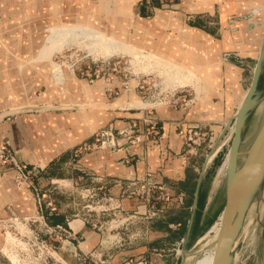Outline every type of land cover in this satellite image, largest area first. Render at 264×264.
<instances>
[{"label": "rangeland", "instance_id": "1", "mask_svg": "<svg viewBox=\"0 0 264 264\" xmlns=\"http://www.w3.org/2000/svg\"><path fill=\"white\" fill-rule=\"evenodd\" d=\"M260 1L264 2V0H249L248 2L246 0H231V2L241 8L244 6L243 10H248V13L232 16L225 21H220L216 8L210 14L208 12L186 13V9H174L171 7V3L175 2V0H161L160 7L156 10L146 9L144 13H139V3L135 0L132 1L130 7L128 6V0H0V112L28 107L24 106L27 104H32L31 106H43L36 105L39 103L44 104L45 107H51L49 102L45 101L47 99L51 101L57 96L60 98V93L63 91L66 80L65 78H61L63 75H57L59 79L55 78V75L52 76L54 65H60L63 71L69 68L70 73L68 74V78H72L75 75L78 80L84 79L86 82H88V78L92 77L91 69L93 66H104L103 72L99 74L97 79L92 77L94 84L102 87V80H98L101 77L106 79L107 73H111V87H116L119 91L126 92L127 97L131 100L138 97L141 101L152 103L153 108L178 107L181 109L188 108L187 104L190 100H193L192 106L200 98V93L203 92L202 83L199 81L198 89L190 85H181L179 81L183 77L179 74L178 69L181 65L187 66L190 69L191 67L188 65L194 63V60L197 59L211 62V57L206 56V54L211 53L201 49L197 50L194 45L185 42L186 40L180 41V47H177L178 42H175L174 39L178 35V30L170 22L162 29V26L159 25L160 23L158 24L155 21L156 15L160 13L172 16L170 21L174 20V18L176 19L177 16L183 24L195 27L205 32L206 35H210L212 38L207 36L210 37L212 44H214V50L211 49L210 51L215 56L217 55V60L212 61L211 63L213 64H210V66L213 68L217 64L234 66L238 72L237 78H239L242 88L246 90L251 81L257 53L236 50L220 52L219 50H221L222 43L228 46L230 34H233L232 32L246 29L250 33L255 30L256 26L260 25L259 23L257 24L258 20L256 19L259 15H264V6L260 5ZM17 2H22V4L29 2L30 5L28 8L20 9L17 6ZM213 2L222 3V13L229 10L225 0H213ZM53 6L56 7V11H53ZM75 16L79 18L88 16L86 17V21L99 29H115L117 36L121 40L104 33L103 30L101 32L110 36L113 42L115 41L125 46H115L113 44L110 47L104 48V46H92L91 44H86L87 42L77 40V45L62 46L61 50L53 52L47 59L38 60L41 47L46 44L43 38L46 37L49 31L45 29L48 26H59V21L68 23V19H74ZM73 25L82 24L69 22V24L62 26ZM155 28L165 31L164 33L169 37V41H164L162 53L155 49V46L151 45L159 39L156 34L157 32H152ZM179 31L182 32L181 29ZM240 36L243 38L242 34ZM218 41L221 42V45L218 44ZM173 46L175 47L174 49ZM224 53H230L226 60L223 59ZM112 63H115V70L113 72H111L112 67L109 69L105 68L108 64L112 66ZM191 69L194 71L193 68ZM194 72L203 79L202 74ZM233 74L234 72L231 75ZM86 75L90 77H86ZM105 83L108 84V82ZM260 88H264V71L260 80ZM48 90L49 92L47 93ZM115 91L118 92L117 89ZM46 93L48 98H45ZM117 95L113 96L116 97ZM55 101L59 102L58 100ZM126 108L129 107L127 106ZM16 116L18 115L9 116L8 118H4V120L6 121L10 118L14 120ZM263 117L264 96H259L244 124L238 165H241L244 160L245 152L252 142ZM227 119V117L223 116L220 120H216V122H208L206 126V130L214 132L212 141L216 144L214 151L217 156L206 168L202 176L201 197L194 223V237L199 235L202 239H199L195 246H192L194 240L189 244V257L186 264H192L199 257L201 249L209 243L212 234H208L207 236L205 234L217 221L224 205L226 175H222L221 166L226 158L232 136L231 125H228ZM224 128L226 129L225 132H221ZM216 159H219L218 164H215ZM198 163H203V159H198ZM188 170L191 172V175L194 174L198 177L200 169L198 172H195L191 168ZM48 173L49 176L52 175L53 179L68 178L71 175H67L65 170L63 171L60 168L52 169ZM7 176L9 179L11 178L10 181H12L13 186L18 188L13 182V174L8 172ZM45 176H47V173ZM54 182V185H51V183L43 181L39 183L40 188L42 192L53 188L50 199L56 200L64 206L69 200L66 201L62 194H65L70 185L66 186L65 183L59 180H54ZM87 185H90L88 188L90 191L86 192L85 195V208L90 210L89 212H93L100 205L105 208L103 209L102 219L107 222L111 220L116 221L118 217L114 216L110 204L105 201L99 202L98 193L94 190L92 183ZM75 186L76 184L74 183L73 187L75 188ZM187 188L189 189V186ZM20 189L31 191L30 193L33 194H31V198L34 204L35 192H32L31 188H28V190L25 186H21ZM168 194L169 200L165 201L164 209L173 196L170 195L172 193L168 192ZM72 198H76L75 193H73ZM133 200L137 202L135 212L138 213L136 216L140 217L143 223L144 221L149 224L151 223L156 228L163 225L157 216L152 218H147L146 216L154 209H159L162 206L161 201L154 202L153 209L149 206H144L145 202L142 200ZM263 201L264 172L256 198L250 211L245 216L242 228L236 235L230 264H264ZM184 203L186 205L185 212H179L172 215V217L186 221L189 203H191L189 195H187V200ZM35 217L36 215L26 217L9 215L6 218H0V231L3 235V244L0 247V264H15L13 263L15 257L18 261L17 264H62L61 259L68 262L65 252L61 248V244L63 241H66V238L59 232L47 231L43 221L37 220ZM126 217L122 216L120 219ZM47 224L50 226L48 221ZM244 227H247V232H244ZM74 243V245H77L76 240ZM74 247L76 248V246ZM75 252L78 254L77 249H75ZM74 254L69 256L68 260L70 259V262L68 264H96L93 262L94 258L91 256L92 254L84 256ZM179 256L181 257V254Z\"/></svg>", "mask_w": 264, "mask_h": 264}, {"label": "crops", "instance_id": "2", "mask_svg": "<svg viewBox=\"0 0 264 264\" xmlns=\"http://www.w3.org/2000/svg\"><path fill=\"white\" fill-rule=\"evenodd\" d=\"M132 1L128 0L129 7ZM135 1L139 3V13H144L146 9L156 10L161 4V0ZM17 3L20 9L28 8L30 5L29 2ZM215 4L217 5L215 6ZM260 5L264 6V2L260 1ZM221 6L222 3H215L213 0L201 2L199 0H175L171 3L172 8L186 9V13L208 12L210 14L216 8L220 21L248 13V10H243L244 6L241 5V8L231 0L226 3L229 8L226 12L222 13ZM56 10V7L53 6V11ZM171 18L172 16L169 14L160 13L156 15L155 21L160 23L162 29L170 22L175 24L174 27L178 25L175 27L177 30L178 27L181 30L184 28V31L182 30L184 33L186 30L192 31L194 29L192 31L194 35L204 34L206 36L205 32L183 24L179 17L176 16V19L170 21ZM74 19H68V23L59 21V26L69 24V22L75 24L90 23L86 21V16H82V18L75 16ZM256 19L258 20L257 24L259 23L261 26H256L255 30L250 33L246 29L232 32L228 46L225 43L221 45V42L218 41V44L221 45L219 51H250L258 55L264 38V15H259ZM51 27L54 25L48 26L46 31ZM99 30L120 39L115 29ZM152 32H157L159 39L156 42L150 40L153 42L150 44L162 53L164 41H169V37L164 33L165 31L159 28H155ZM182 32L178 31V35L174 39L175 42H178L177 47H180V41L186 40V33H190L186 31L185 36ZM240 34L243 35V38ZM209 52L211 54H206V56L212 57V51ZM194 61L188 66L199 72L198 74H202L204 80L197 74L195 75L202 83L203 92L200 93V98L198 97L199 99L186 109L178 107L154 108L152 117L157 121L161 133L157 141L137 145H129L125 142L118 151L104 150L84 153L79 159H75L73 150L90 140L94 133L110 127L115 130L127 127L132 120L140 118L144 113L142 109L148 108V106L149 108L153 107L152 103L141 101L138 97L131 100L124 91H119L116 97L108 99L101 86L89 84L84 79L78 80L75 75L65 80L67 87H63L64 90L60 93V98L57 96L51 102L48 99L45 102H49L51 107L76 105L78 106L77 109H45L38 112H27L16 116L14 120L10 118L0 123V143L7 142L18 160L29 164V166L39 167L37 176L33 178L36 189L40 188L39 183L43 181L52 183L54 180H59L66 186L70 185L66 191L68 193L62 194L64 199L69 200V202L67 201L66 205L63 206L53 200L59 210L57 215L50 222L48 221L52 226L56 223L62 224L63 228L74 236V238L66 237V241L61 244L68 262H70L69 256L75 253L74 255L77 256L79 254L80 256L92 254L93 262L96 264H124L126 262L129 264H160L156 255L158 252H164L162 254L164 255L162 257L163 264H178L180 262V256L175 257L170 250L178 242H182L187 233L197 177L194 174L191 175L189 168L180 165L177 159V154L181 150V142L177 137L176 123L195 120L216 122L223 116L227 117V122H229L238 109L245 92L239 78H237L238 72L234 66L217 64L214 69L210 66L213 64L212 61L207 62L208 60L201 59ZM195 65L196 67H194ZM232 72H234L233 75H231ZM45 98H47V94ZM56 99L59 102H56ZM29 105L32 104L24 106ZM36 105L45 107L44 104ZM127 106L129 108H126ZM57 168L65 170L67 175L71 174L70 177L53 179L48 172ZM146 171L151 172L154 182L172 193L170 195H173L166 208L158 216L163 225L157 228L153 227L154 225L151 223L145 221L143 223L140 217L136 216L135 206L137 202L127 198L122 192L130 181L143 177ZM46 173L47 176H45ZM1 174L0 218H6L9 215L26 217L36 215V212L39 213L36 200L33 204L31 191L15 188L7 176L8 172ZM74 183L76 184L75 188L73 187ZM91 183L98 193V201H105L110 204L114 216L118 217L116 221L107 222L103 220L102 213L105 208L100 205L93 212H89L90 210L85 208V195L86 192L90 191L88 189L90 185L87 184ZM201 184L202 180L199 186L195 214L186 242L187 251L191 241L194 240L192 246H195L201 238L199 235L194 237V223ZM40 190L42 192L41 188ZM73 193H75L76 198H72ZM187 195L190 196L191 203H189L186 221L172 217L179 212H185L184 201L187 200ZM42 212L46 217V211L43 210ZM122 216L127 217L120 219ZM125 220L128 222L126 221V223ZM2 236L0 231V247L3 244ZM75 240L77 245H74ZM75 249H77L78 254H76ZM61 261L62 264H68L64 259ZM13 263H18L16 257Z\"/></svg>", "mask_w": 264, "mask_h": 264}, {"label": "built area", "instance_id": "3", "mask_svg": "<svg viewBox=\"0 0 264 264\" xmlns=\"http://www.w3.org/2000/svg\"><path fill=\"white\" fill-rule=\"evenodd\" d=\"M229 55L230 53H224L223 59L226 60ZM110 67H112L111 72H113L115 70V63H112V66L109 64L108 66H105V68L108 69ZM103 69L104 66H93L91 69L92 77L97 79L99 74L103 72ZM86 77L90 76L86 75ZM92 77L88 78L89 84H94V79ZM111 78V73H107L106 79L101 77L98 80H102V89L108 99L119 93L118 88L111 87ZM105 82H108V84ZM115 89H117L118 92H116ZM192 103L193 100H190V102L187 104V107H190ZM153 110V107L142 109L144 113H142L140 118L132 120L127 127L117 130L110 127L97 131L92 135L90 140H87L73 150V157L75 159H79L84 153H93L95 151H118L125 142H127L129 145H137L140 143H149L159 140L161 133L157 121L152 117ZM207 125L208 122L205 121H186L182 123H176V127L178 128L177 137L181 142V150L177 154V159L179 160L180 165L191 168L195 172H198L200 169L198 175L200 174L204 164H206V170V168L217 156L216 152L214 151L216 144L214 141H212L214 132L211 130H206ZM225 130L226 129L224 128L221 132H225ZM218 137L220 139V135ZM209 156L210 158H208ZM201 158L203 159V163L200 164L198 163V159ZM4 172H11L13 174V182L18 188L25 185L27 189L31 188L32 192H35L34 200H36L38 203L37 208L39 211V213L36 212L35 218L37 220L43 221L47 231L59 232L62 236H65V238H74L73 234L67 232L63 228L62 224L56 223L53 226H49L47 224V221L50 222L58 213V208L55 202L50 199V194L52 193L53 188L47 189L43 192H41L40 188L36 189L35 185L33 184V178L37 176L39 167L29 166V164L18 160L15 157L14 152L9 148L7 142L0 143V174ZM51 184L54 185V182L52 181ZM123 194L129 199L142 200L145 202L144 206H149L153 209L154 202L157 203L161 201L162 206L159 209H154L153 211L149 212L146 215L147 218H152L155 216L158 217L164 210L165 201L169 200L168 191L153 181L150 171H146L143 177H139L130 181L124 189ZM43 210L46 211V217H44L42 214ZM135 213L137 214V212ZM64 221L66 222L67 220L65 219ZM181 243V241L178 242L170 250L175 257H178L181 254ZM162 254H164V252H158L156 254L160 260V264H163L162 257H164V255ZM124 264L129 263L126 262Z\"/></svg>", "mask_w": 264, "mask_h": 264}, {"label": "water", "instance_id": "4", "mask_svg": "<svg viewBox=\"0 0 264 264\" xmlns=\"http://www.w3.org/2000/svg\"><path fill=\"white\" fill-rule=\"evenodd\" d=\"M264 71V38L257 55L251 81L239 104L235 114L230 118L228 125L233 126V133L227 149L225 200L220 212V227L215 242L213 264H230L231 254L235 245L236 235L242 228L243 221L248 212L250 191L252 183L261 178L264 172V117L263 120L245 152L244 160L238 165L240 158V147L243 140L244 124L259 96H264V88H260V80ZM78 106L41 107L28 106L9 111L0 112V123L4 118L27 112H38L42 110H75ZM204 164L197 177V185L194 192L193 202L190 208V219L187 233L182 240L181 257L178 264H186L189 253L186 249L188 233L196 210L199 186L205 171ZM124 222V221H122Z\"/></svg>", "mask_w": 264, "mask_h": 264}, {"label": "bare ground", "instance_id": "5", "mask_svg": "<svg viewBox=\"0 0 264 264\" xmlns=\"http://www.w3.org/2000/svg\"><path fill=\"white\" fill-rule=\"evenodd\" d=\"M203 0H199V2H201ZM229 1V0H228ZM228 1L225 2L228 3ZM199 8H202V6H199ZM163 16V15H162ZM87 17V16H86ZM70 20V19H69ZM75 20V19H74ZM73 22V21H72ZM178 24V23H177ZM21 25V24H20ZM175 25V24H174ZM180 25V24H179ZM178 26V25H177ZM175 26V27H177ZM179 27H178V31H179ZM184 29V28H183ZM182 29V30H183ZM46 30V29H45ZM48 34L45 38L44 41H46L40 50V54H39V58L38 60L41 59H47L48 56L50 54H52L55 51H58L60 48H62V46H66L69 47L71 45H77L78 43L76 42L77 40H81L83 42H87L86 44H91L96 45V46H104V48L110 47L111 45H115V46H125L124 44H120L117 42H113V40L111 39L110 36L102 33L101 31H99V28H97L95 25L91 24V23H83L82 25H73V26H57V27H51L48 29ZM194 30V29H193ZM192 30V31H193ZM184 31V30H183ZM190 32V33H186ZM185 33L187 35V37H185L186 41L188 43H191L192 45H194L197 50L201 49L204 51H210L211 49H213V45L212 44V40L210 39V37H208L207 35L205 36L204 34H197L194 35L192 33V31L190 30H186ZM181 32V31H180ZM184 33V32H182ZM184 33V35H185ZM201 33V32H199ZM18 35V34H17ZM68 35V36H67ZM185 35V36H186ZM182 36V34H181ZM67 37V38H66ZM44 39V38H43ZM181 39V38H180ZM7 41V40H6ZM61 41V42H60ZM183 41V40H182ZM76 42V43H75ZM218 45V44H217ZM102 48V47H101ZM124 48V47H123ZM61 50V49H60ZM214 50V49H213ZM201 52V51H200ZM203 52V51H202ZM218 52V51H216ZM219 55V54H218ZM51 56V55H50ZM210 56V55H209ZM217 56V55H216ZM215 56V54L212 55V57L210 58V60L215 61L217 60V57ZM51 58V57H50ZM44 61V60H43ZM33 62V61H32ZM35 63V62H34ZM43 65V64H42ZM41 65V66H42ZM40 66V65H39ZM36 67V66H35ZM204 67V66H203ZM39 68V67H38ZM40 69V68H39ZM205 69V68H204ZM46 71V70H45ZM49 71V70H48ZM179 74H181V76L183 78H181V80L179 82H181V85L183 86H192L196 89H198L199 87V81L200 79L195 75V73L187 68L182 66L179 67L178 69ZM177 71V72H178ZM208 71V70H207ZM40 72V70H39ZM47 72V71H46ZM174 72V71H173ZM48 73V72H47ZM52 76L55 75L57 79H59V77L57 75H63V77L61 78H65L67 80L68 78V74L69 72V68L66 69V71L61 70L60 65H54L53 69H52ZM34 74V73H32ZM36 74V72H35ZM38 74V73H37ZM45 74V73H44ZM175 74V73H174ZM49 75V73H48ZM35 76V75H34ZM180 76V77H181ZM12 77V76H10ZM14 78V77H13ZM36 78V77H35ZM51 78V77H50ZM69 79V78H68ZM9 80V79H8ZM13 80V79H12ZM36 80V79H35ZM11 81V80H10ZM177 81V80H176ZM14 82V81H13ZM17 82V81H16ZM52 82V81H51ZM178 82V81H177ZM58 84V83H57ZM72 84V83H71ZM68 85V84H66ZM180 85V86H181ZM182 86V87H183ZM48 87V86H47ZM63 87V86H62ZM64 87H67L64 85ZM69 87V85H68ZM57 88V87H56ZM70 88V87H69ZM67 89V88H65ZM64 90V88H63ZM52 91V90H51ZM66 91V90H65ZM69 91V90H68ZM73 91V89H72ZM71 91V92H72ZM75 91H77L75 89ZM56 92V91H55ZM79 92V91H78ZM246 92V90H245ZM245 92L243 94H245ZM17 93V92H16ZM26 93V92H25ZM44 93V92H43ZM68 93V92H67ZM66 93V94H67ZM47 94V93H46ZM52 94V93H51ZM12 95V94H11ZM19 95V94H18ZM57 95V94H56ZM81 95V94H80ZM7 96V95H6ZM9 96V95H8ZM68 96V95H67ZM75 96V95H74ZM42 98V97H41ZM44 98V97H43ZM48 98V97H47ZM72 98V97H71ZM243 98V97H242ZM12 99V98H11ZM54 99V98H53ZM73 99V98H72ZM49 100V99H48ZM57 100V99H56ZM71 100V99H70ZM13 101V100H12ZM21 101V100H20ZM32 101V100H31ZM43 101V99H42ZM69 101V100H68ZM27 102V101H26ZM51 102V101H50ZM77 102V101H76ZM18 103V102H17ZM79 103V102H78ZM25 104V103H24ZM39 104V103H38ZM139 104V103H138ZM142 104V103H141ZM145 104V103H144ZM7 105V104H6ZM148 106V105H147ZM145 107V106H144ZM149 107V106H148ZM231 132L233 133V126H231ZM245 157V155H244ZM210 158V156H209ZM226 165H227V155L226 158L224 159V162L221 166L222 169V175H226ZM263 176V175H262ZM262 176L260 179H258L257 181H254V183H252V190L250 191V201H249V208L248 211H250L251 206L254 202V199L256 198V193L258 192V189L260 187V183L262 180ZM11 179V178H10ZM25 186V185H24ZM26 187V186H25ZM16 188V187H15ZM18 189V188H17ZM20 189V188H19ZM260 198V197H258ZM261 199V198H260ZM262 201V200H261ZM264 202V201H263ZM220 215V214H219ZM219 227H220V217L218 216L217 221L212 225V227L210 228V230H208L205 234V236H207L208 234H212L209 243L203 247L200 250V255L199 257H197L194 262L192 264H213V256H214V251H215V242H216V238L218 235V231H219ZM249 228V227H248ZM244 232H247V227L243 228ZM203 237V236H202ZM202 239V238H200ZM13 258V257H12ZM11 258V259H12ZM12 261V260H11Z\"/></svg>", "mask_w": 264, "mask_h": 264}, {"label": "trees", "instance_id": "6", "mask_svg": "<svg viewBox=\"0 0 264 264\" xmlns=\"http://www.w3.org/2000/svg\"><path fill=\"white\" fill-rule=\"evenodd\" d=\"M215 162H216L215 164H218V163H219V159H216V161H215ZM201 188H202V184H201ZM201 188H200L199 199H200V197H201ZM198 203H199V200H198Z\"/></svg>", "mask_w": 264, "mask_h": 264}]
</instances>
